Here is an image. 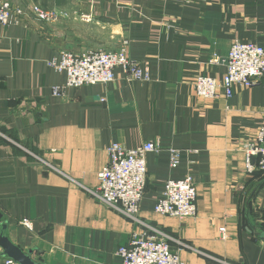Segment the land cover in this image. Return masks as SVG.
Instances as JSON below:
<instances>
[{
	"label": "crops",
	"instance_id": "crops-1",
	"mask_svg": "<svg viewBox=\"0 0 264 264\" xmlns=\"http://www.w3.org/2000/svg\"><path fill=\"white\" fill-rule=\"evenodd\" d=\"M9 1L69 14L53 25L26 16L1 32L0 213L11 242L33 249L42 264H122L119 248L143 229L90 191L113 144L152 142L161 152L147 156L141 218L192 248L170 242L182 264H264V241L243 220L251 200L252 225H264V182L250 199L259 178L249 173L246 154L264 127V78L235 88L230 99L221 92L204 99L194 89L199 75L223 79L236 41L264 48V0ZM124 39L148 80H128L119 67L114 83L54 95L67 76L50 63L63 51L114 52ZM170 149L181 155L175 169ZM188 175L198 191L197 216L156 214L167 181Z\"/></svg>",
	"mask_w": 264,
	"mask_h": 264
},
{
	"label": "built area",
	"instance_id": "built-area-1",
	"mask_svg": "<svg viewBox=\"0 0 264 264\" xmlns=\"http://www.w3.org/2000/svg\"><path fill=\"white\" fill-rule=\"evenodd\" d=\"M183 1L192 3L199 0ZM26 16L53 25L69 17V14L57 9H44L38 5L24 9L13 6L9 0H0V36L4 28L18 26L21 18ZM82 18L90 21L89 16L83 15ZM129 46V40L124 39L119 50L114 52L101 50L75 55L63 51L59 62L50 63L58 73L67 76L64 86L53 89L54 95H63L66 88L79 89L114 83L116 80L114 70L119 67L123 69L128 80H148L142 65L130 58ZM226 61L227 71L221 81L202 75L196 78L194 89L197 96L215 99L221 92L230 99L234 95L235 88L251 89L264 78V48L260 45L236 41ZM217 62L218 59L211 61V63ZM0 136L6 137L1 132ZM109 152L110 161L98 176L97 189L90 191V194L143 229L142 232H134L128 244L119 248L118 255L122 259V264H182L180 255L173 252L170 246V242L176 240L164 229L141 218V203L148 182L147 156L159 154L161 146L147 142L135 149H127L115 143L110 147ZM169 152L170 166L175 169L180 164L181 155L174 149H170ZM246 154L249 173L253 174L256 171L264 173V127L257 139L247 145ZM253 158L257 159L256 165L252 163ZM197 200L198 191L192 176L188 175L182 180L170 179L165 185L163 198L155 205L154 212L171 218H194L198 214ZM19 224L32 228L29 220H23ZM220 232L222 236L226 235L225 228H221ZM176 242L184 248L192 249L181 241ZM216 261L220 264H233L219 259ZM5 264L15 263L7 260Z\"/></svg>",
	"mask_w": 264,
	"mask_h": 264
},
{
	"label": "water",
	"instance_id": "water-1",
	"mask_svg": "<svg viewBox=\"0 0 264 264\" xmlns=\"http://www.w3.org/2000/svg\"><path fill=\"white\" fill-rule=\"evenodd\" d=\"M3 218V215L0 213V249L2 250L1 257L9 259L15 264H42L33 259V249L25 252L19 246L11 242L6 234L8 225L4 223ZM259 238L264 241V232L259 235Z\"/></svg>",
	"mask_w": 264,
	"mask_h": 264
},
{
	"label": "trees",
	"instance_id": "trees-1",
	"mask_svg": "<svg viewBox=\"0 0 264 264\" xmlns=\"http://www.w3.org/2000/svg\"><path fill=\"white\" fill-rule=\"evenodd\" d=\"M254 177L258 176L259 178V182L257 184V186H255L253 188V194L250 195V199L253 198L254 196V191L257 189L258 186H261L264 182V173L260 172V171H257V172H254ZM252 174V175H253ZM254 214L253 210L251 209V200L248 202L247 206H246V210H245V213L243 215V220H244V223H245V226L250 230L252 231L254 234H256L258 237L260 234H262L264 232V225H259L258 228L255 226L252 225V222H251V217L252 215ZM260 239V238H259Z\"/></svg>",
	"mask_w": 264,
	"mask_h": 264
}]
</instances>
